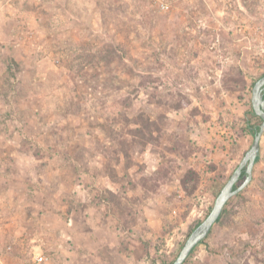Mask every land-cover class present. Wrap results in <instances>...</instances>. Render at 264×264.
I'll list each match as a JSON object with an SVG mask.
<instances>
[{"label":"rangeland","instance_id":"1","mask_svg":"<svg viewBox=\"0 0 264 264\" xmlns=\"http://www.w3.org/2000/svg\"><path fill=\"white\" fill-rule=\"evenodd\" d=\"M263 76L264 0H0V257L173 264L253 144ZM184 264H264V134Z\"/></svg>","mask_w":264,"mask_h":264},{"label":"water","instance_id":"2","mask_svg":"<svg viewBox=\"0 0 264 264\" xmlns=\"http://www.w3.org/2000/svg\"><path fill=\"white\" fill-rule=\"evenodd\" d=\"M252 107L255 114L262 119V123L259 131L254 136L251 148L247 151L243 160L217 196L215 204L208 216L192 231L173 264L185 263L193 250L207 238L213 226L219 221L227 203L242 192L253 178V169L260 154V143L264 134V76L253 87ZM243 171H245L246 178L239 187L235 188Z\"/></svg>","mask_w":264,"mask_h":264},{"label":"built area","instance_id":"3","mask_svg":"<svg viewBox=\"0 0 264 264\" xmlns=\"http://www.w3.org/2000/svg\"><path fill=\"white\" fill-rule=\"evenodd\" d=\"M0 252L10 254L13 252V246L6 245L3 249L0 246ZM0 264H7L2 257H0ZM28 264H51V260L50 257L41 250V246H35L33 247V252H31V258Z\"/></svg>","mask_w":264,"mask_h":264},{"label":"trees","instance_id":"4","mask_svg":"<svg viewBox=\"0 0 264 264\" xmlns=\"http://www.w3.org/2000/svg\"><path fill=\"white\" fill-rule=\"evenodd\" d=\"M252 115L255 116V117H258L255 114L254 110L252 111ZM261 123H262V119H260V123H254V124L251 123L249 120H247V124L249 126V129H250L251 133H253V134H256L259 131ZM258 161H259V156H258V158L256 160V163ZM189 175L196 177V174H195V172L193 170H188L186 172V175L185 176H189ZM245 178H246V174H245V171H243V174H242L239 182L235 185V188L239 187L243 183V181L245 180Z\"/></svg>","mask_w":264,"mask_h":264}]
</instances>
